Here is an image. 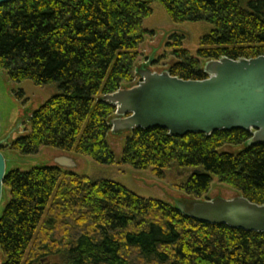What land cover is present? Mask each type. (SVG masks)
Masks as SVG:
<instances>
[{"label":"trees","instance_id":"obj_1","mask_svg":"<svg viewBox=\"0 0 264 264\" xmlns=\"http://www.w3.org/2000/svg\"><path fill=\"white\" fill-rule=\"evenodd\" d=\"M247 2L250 9H245ZM174 23H206L198 59L176 51L172 76L207 79L200 60L264 57V0H16L0 7V73L60 93L30 118L31 132L13 149L36 156L43 148L113 165L110 122L103 100L135 80L144 22L153 5ZM242 130L185 138L164 129L129 134L122 163L136 170L177 166L192 172L184 192L200 199L213 177L250 202L264 205V144L247 147ZM238 154H220L227 147ZM245 146V147H244ZM10 193L0 219L5 264H264V233L209 225L175 206L141 198L75 170L37 165L6 179Z\"/></svg>","mask_w":264,"mask_h":264},{"label":"water","instance_id":"obj_2","mask_svg":"<svg viewBox=\"0 0 264 264\" xmlns=\"http://www.w3.org/2000/svg\"><path fill=\"white\" fill-rule=\"evenodd\" d=\"M13 1L16 0H0V7ZM203 71L207 79L186 81L169 71L138 69L141 82L137 87L103 98L116 108L110 122L112 134L164 129L170 137L185 138L242 130L253 135L247 147L264 144V57L210 60ZM54 163L66 170L77 167L75 160L67 156ZM6 168L0 152V201ZM176 208L201 223L264 233V205L254 204L244 196L187 204L180 200Z\"/></svg>","mask_w":264,"mask_h":264},{"label":"rangeland","instance_id":"obj_3","mask_svg":"<svg viewBox=\"0 0 264 264\" xmlns=\"http://www.w3.org/2000/svg\"><path fill=\"white\" fill-rule=\"evenodd\" d=\"M245 9H250L247 2L243 3ZM152 15L145 20L144 28L148 31L145 42L140 46V54L136 68L150 70L155 73L168 71L178 62L176 51L185 50L194 59H198L202 39L214 29L206 23H174L164 7L155 4ZM206 61L200 60L201 67ZM139 75L127 87H136L140 81ZM60 93L57 86L39 87L32 81L23 83L12 82L6 73H0V141L6 135L15 132L16 135L26 137L31 132L30 118L32 114L45 105L49 100ZM17 137V136H16ZM15 137V138H16ZM129 134L113 135L111 133L109 144L115 154L116 162L113 165H101L89 157L76 153H64L51 148H43L36 156L25 157L15 150H7L10 159L9 171H30L37 165H54V160L69 156L76 162L75 172L91 179L92 182L108 181L125 187L133 194L144 198L164 202L177 206L182 200L185 204L195 201H208L219 198L232 200L242 194L220 180L213 177L210 192L200 199L189 196L184 192V187L192 175L190 170L177 166L165 170L161 175L149 170H136L129 165H124L122 152ZM245 147V146H244ZM241 147L227 146L220 150V154H238ZM10 200V193L6 190L4 207ZM45 264H54L46 261Z\"/></svg>","mask_w":264,"mask_h":264},{"label":"flooded vegetation","instance_id":"obj_4","mask_svg":"<svg viewBox=\"0 0 264 264\" xmlns=\"http://www.w3.org/2000/svg\"><path fill=\"white\" fill-rule=\"evenodd\" d=\"M21 138H22V136H20V135L18 136L15 134V132H13L10 135H7V136L5 135L3 137V139L0 141V152L2 153V155L4 156V158L6 160V167H7L6 168V177H5L3 184H2V195H1V201H0V219L2 218L3 213L5 211V208H6V207H4V204L6 201V190H7L6 179L11 172L15 171V170L9 171V169H8V166L10 164V159L7 158L6 151L7 150H14L13 145ZM45 263L46 262L43 261V264H45ZM0 264H5V259L3 257L1 248H0Z\"/></svg>","mask_w":264,"mask_h":264},{"label":"crops","instance_id":"obj_5","mask_svg":"<svg viewBox=\"0 0 264 264\" xmlns=\"http://www.w3.org/2000/svg\"><path fill=\"white\" fill-rule=\"evenodd\" d=\"M69 157V156H68Z\"/></svg>","mask_w":264,"mask_h":264}]
</instances>
